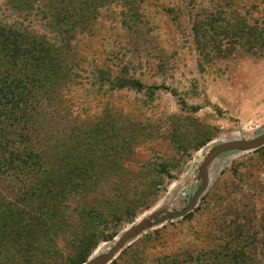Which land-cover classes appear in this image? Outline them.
Instances as JSON below:
<instances>
[{
	"label": "rangeland",
	"instance_id": "1",
	"mask_svg": "<svg viewBox=\"0 0 264 264\" xmlns=\"http://www.w3.org/2000/svg\"><path fill=\"white\" fill-rule=\"evenodd\" d=\"M15 1L21 0L0 4ZM101 2L97 19L74 44L88 57L119 50L143 85L73 81L50 127L52 144L66 140L100 166L102 199L96 208L103 219L87 221L80 242H73L76 236L69 234L81 225L69 217V208V226L56 237L57 252H47L48 241L41 252L31 251L22 230L45 213L43 197L30 196L34 179H5L2 195L12 208L24 210H0V264H62L95 231L100 236L88 261L138 224L144 229L107 264H234L225 250L239 248L250 261L264 264V144L217 156L193 209L173 216L202 186L201 164L213 147L264 134V0H240L250 7L245 21L254 23V30L210 51L200 37L194 47L185 26L178 31L153 6L142 5L140 28L134 31L120 23V7ZM69 201L74 207L75 200Z\"/></svg>",
	"mask_w": 264,
	"mask_h": 264
},
{
	"label": "trees",
	"instance_id": "2",
	"mask_svg": "<svg viewBox=\"0 0 264 264\" xmlns=\"http://www.w3.org/2000/svg\"><path fill=\"white\" fill-rule=\"evenodd\" d=\"M101 1L21 0L0 4V184L18 177L36 182L30 196L43 197L41 206L46 211L22 230L25 243L34 252H41L47 241V252L52 248L57 252L56 237L69 226L65 217L69 208V217L81 225L69 234L76 236L73 242L84 235L81 232L87 221L103 219L102 210L96 208L102 199L97 195L100 166L86 158L84 152L70 149L66 140L51 142L54 133L50 124L63 107L65 89L78 79L118 88L143 85L128 71V61L121 59L124 53L119 50L113 48L103 55L88 57L81 46L74 44L76 36L87 33L86 28L97 19ZM105 1L106 5L120 7V23L134 31L140 28L142 5L153 6L178 31L185 26L194 47L199 46L197 39L203 38L208 51L216 43L249 33L255 27L245 21L250 7L240 0H157L153 5L143 0ZM69 200H75L74 207ZM0 210L24 208H12L0 188ZM99 236L95 231L85 235L75 256L62 264L84 263ZM225 252L234 264H255L244 248ZM31 264L38 263L33 260Z\"/></svg>",
	"mask_w": 264,
	"mask_h": 264
},
{
	"label": "water",
	"instance_id": "3",
	"mask_svg": "<svg viewBox=\"0 0 264 264\" xmlns=\"http://www.w3.org/2000/svg\"><path fill=\"white\" fill-rule=\"evenodd\" d=\"M264 144V134L254 138L252 140H233L228 142H223L221 144H218L217 146L213 147L205 156L202 164V174H203V183L198 192L193 197L192 201L186 206L183 210L180 212H176L173 214V216H183L187 212L191 211L195 204L197 203L199 197L204 192V190L207 188L209 184V167L212 161L219 156L220 154L234 150V149H255L261 145ZM143 224L134 225L128 230L121 233L118 240L113 244V246L110 248V250L104 254L98 255L94 258H91L90 260L84 262L83 264H107L109 263L115 255L121 250V248L124 247V245L131 240L133 237H135L137 234H139L143 230Z\"/></svg>",
	"mask_w": 264,
	"mask_h": 264
}]
</instances>
